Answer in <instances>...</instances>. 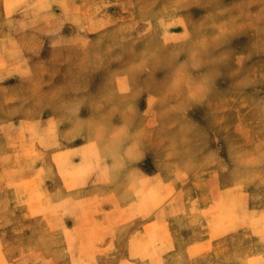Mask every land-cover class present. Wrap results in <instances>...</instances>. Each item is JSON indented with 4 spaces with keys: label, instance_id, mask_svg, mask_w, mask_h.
Returning a JSON list of instances; mask_svg holds the SVG:
<instances>
[{
    "label": "rangeland",
    "instance_id": "374dc122",
    "mask_svg": "<svg viewBox=\"0 0 264 264\" xmlns=\"http://www.w3.org/2000/svg\"><path fill=\"white\" fill-rule=\"evenodd\" d=\"M0 264H264V0H0Z\"/></svg>",
    "mask_w": 264,
    "mask_h": 264
}]
</instances>
